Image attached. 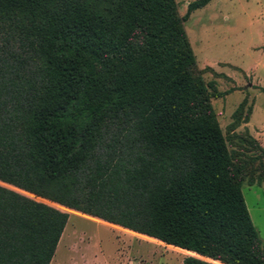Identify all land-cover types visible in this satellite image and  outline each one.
<instances>
[{"label": "trees", "instance_id": "trees-1", "mask_svg": "<svg viewBox=\"0 0 264 264\" xmlns=\"http://www.w3.org/2000/svg\"><path fill=\"white\" fill-rule=\"evenodd\" d=\"M209 2L0 0V182L183 264H264L242 193L264 149H229L184 28ZM16 189L0 184V264H49L68 213Z\"/></svg>", "mask_w": 264, "mask_h": 264}, {"label": "rangeland", "instance_id": "rangeland-1", "mask_svg": "<svg viewBox=\"0 0 264 264\" xmlns=\"http://www.w3.org/2000/svg\"><path fill=\"white\" fill-rule=\"evenodd\" d=\"M190 1L176 0L180 15ZM184 28L203 80L212 81L222 92L211 103L229 149L249 160L257 159L260 152L248 139L264 149V0H210L190 14ZM260 160L264 164V155ZM253 164L257 166L258 160ZM242 193L264 252V180L257 183L254 179L249 184L244 179ZM59 209L68 213L69 220L49 264H183L184 257L190 255L83 214Z\"/></svg>", "mask_w": 264, "mask_h": 264}]
</instances>
